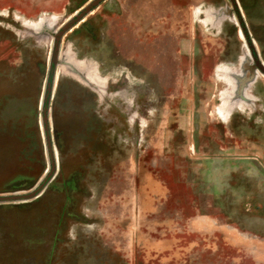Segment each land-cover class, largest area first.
Returning a JSON list of instances; mask_svg holds the SVG:
<instances>
[{"label": "rangeland", "instance_id": "374dc122", "mask_svg": "<svg viewBox=\"0 0 264 264\" xmlns=\"http://www.w3.org/2000/svg\"><path fill=\"white\" fill-rule=\"evenodd\" d=\"M0 264H264V0H0Z\"/></svg>", "mask_w": 264, "mask_h": 264}]
</instances>
